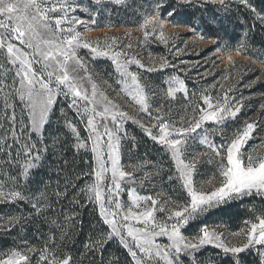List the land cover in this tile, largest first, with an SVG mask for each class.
Returning a JSON list of instances; mask_svg holds the SVG:
<instances>
[{
  "label": "snow or ice",
  "instance_id": "obj_1",
  "mask_svg": "<svg viewBox=\"0 0 264 264\" xmlns=\"http://www.w3.org/2000/svg\"><path fill=\"white\" fill-rule=\"evenodd\" d=\"M233 4L250 10L264 26V14L249 0H152L148 8L129 0H90V4L0 0V206L8 209L0 212V236L14 237L10 246L0 249V264H83L81 257L93 264L97 260L121 264L119 256L104 258L110 241L126 250L131 264H243L242 254L252 252L258 255L257 264H264V208H250V216L234 231L223 223L203 220L214 210L246 198L264 201V117L240 115L245 101L253 99L240 92L241 77L255 70L237 64L234 55L252 64L264 65V59L249 54L243 41L236 47L217 44L210 55L222 52L231 70L224 69L218 89L214 83L197 93L190 92L186 80L176 73L167 75L163 86L151 87L141 72L173 68L186 73L190 68H180L164 56L158 65H146L132 42L87 36L101 30L91 25L97 24L102 11L110 15L108 5H115L133 8L139 15L135 27L142 39L137 37L136 46L148 43L149 37L167 45L168 25L187 28L195 34L193 39L217 43L179 17L189 6L218 5L229 11ZM213 22L223 24L215 18ZM126 36H131V30ZM81 49L88 50L87 58ZM181 51L178 48L173 55ZM97 59L111 62L119 86L113 91L135 115L101 88L89 64ZM201 75L206 77L208 72ZM104 83L112 88L108 81ZM258 83L264 84V70L243 87L250 90ZM176 106L182 109L178 118L172 115ZM259 109L264 111V102ZM129 122L157 146L166 162H154L147 152L137 154L139 140L126 127ZM61 127L71 137L74 159L86 166L63 185L59 176L69 161ZM257 139L258 146L249 145ZM50 152L56 161L51 169L57 177L55 187L49 180L34 179L45 168ZM165 163L166 176L162 175ZM202 163L214 169L210 176L198 179ZM77 180L84 182L77 185ZM162 183L174 195L158 189ZM70 188L75 191L69 197ZM147 188L152 191L141 194ZM65 200L80 208L93 204L107 226L90 236L82 250L69 248L72 229L82 222L76 207L63 211ZM23 206L30 211H20ZM28 225L34 226L36 242L20 235ZM191 225L196 231L187 235L185 229ZM209 247L218 250L219 260L201 259Z\"/></svg>",
  "mask_w": 264,
  "mask_h": 264
},
{
  "label": "trees",
  "instance_id": "obj_2",
  "mask_svg": "<svg viewBox=\"0 0 264 264\" xmlns=\"http://www.w3.org/2000/svg\"><path fill=\"white\" fill-rule=\"evenodd\" d=\"M80 2L90 4V0H80ZM129 2L136 7L143 6L144 8H148L152 0H129ZM249 2L256 8L257 12L264 14V0H249ZM108 8L111 10V14L109 15L107 12L102 11L97 18V24L92 25L93 28H136L135 26L139 22L140 17L133 8H121L115 5H108ZM77 14L87 19L86 14L79 12ZM213 18L217 21H223V24L218 22L214 23ZM172 19L177 18L174 17ZM179 21L193 24L198 32H202L205 36L216 39L219 43L226 42L229 47H236L243 41L247 45L246 50L249 54L258 59H264V26H261L259 21L255 20L250 10L244 8L242 5L233 4L229 11H222L218 5H205L203 8H192L189 6L188 11L179 17ZM109 24L112 26L107 27ZM253 24H255V27H253ZM245 31L249 33L247 37L243 35ZM212 49L209 48L207 51L211 52ZM251 63L252 61L249 60L248 65H251ZM242 72H245V70H242ZM253 72L256 73L245 72V74L242 75L240 92L245 96L256 95L257 99L253 100L252 104H257L264 98V84L258 83L250 90L243 87V83L251 80L259 73L258 70ZM53 128L55 130L56 126L54 125ZM59 131L61 132V138L66 139L68 145L65 150V156L69 163L59 176L61 185H63L64 181L67 179L74 180L75 173L80 172L81 169H85L86 166L82 160L74 159V154L70 147L71 137L67 134V130L61 127ZM146 144L148 145V149L144 151L140 146V151H144L142 154L147 152L149 158H153L156 153H153V150L150 151V145L152 149H154L155 146H152V142L148 139H146ZM55 163V157H53L50 152L46 160L45 168L39 170L34 179L37 181L49 180L52 186L55 187L57 177L54 172L51 171ZM75 182L77 185H80L84 181L77 180ZM74 191L75 189H69V197ZM81 202L84 203L83 199ZM73 207L79 210L80 215L77 219L82 223H78L75 228L72 229L74 232V239L69 245V248L82 250L84 243L90 236L95 237L101 229H106L107 226L100 220L98 212L94 209L93 204H87L85 207L80 208L79 206L72 205L67 200L62 201L61 208L65 213ZM252 207H255V209L259 211L264 208V201L260 198H246L245 201L234 202L221 209H216L214 212L209 213L207 218L203 220H206L209 224L223 223L227 225L228 228L236 230L241 226L242 221L250 216L249 209ZM5 211H8V209L0 206V212ZM20 211L27 213L30 211V208L28 206H23ZM60 211L61 209H57L58 213ZM35 227H40V225H36ZM26 229L27 230L20 233V235L27 236L30 242H36L34 226L28 225ZM13 242L14 237L12 236H0V249L10 246ZM217 252L218 251L207 250L201 259L203 261L219 260ZM113 255L120 257L121 264H131V258L128 256L126 250L121 248L117 242L110 241L108 245H106L104 258L107 260ZM243 256V264H257L258 255L255 252L244 254ZM81 259L83 264H93V262L89 261L86 257H81ZM95 264H99V260L95 261Z\"/></svg>",
  "mask_w": 264,
  "mask_h": 264
},
{
  "label": "rangeland",
  "instance_id": "obj_3",
  "mask_svg": "<svg viewBox=\"0 0 264 264\" xmlns=\"http://www.w3.org/2000/svg\"><path fill=\"white\" fill-rule=\"evenodd\" d=\"M129 30H131L130 37L126 36V33H128ZM165 32L170 37L167 45H165L158 39L153 42V38L149 37L148 43L136 46L137 37H140L142 39L141 32L137 31L136 28H127V27L105 28L87 33V36L89 40L100 39L101 41H103L105 38L108 37H117L120 39L122 43L132 42L134 45V50L139 52L140 58L146 65L153 63L158 65L160 62L159 58L161 56H164L172 63L178 64L180 68L191 69L186 73L177 72V70L173 68H168L165 71H157L152 73L144 72L143 70H141L145 83L149 84L151 87L163 86V80L167 77V75L176 73L186 80L190 92L195 90L197 93H199L202 87H209L211 84L214 83L217 84V89H218L219 87L218 81L224 69L228 68L231 70V66L227 64L226 56L222 52H215V54L210 55L212 51L211 52L207 51L209 48L215 49L217 47V44H219V42L216 40L217 43H209L206 41H201L199 39H193L195 34L190 32L187 28L184 27L172 28L171 25H168L165 29ZM185 44L187 45L186 47ZM178 48H183V51H181L179 55H173ZM129 51H133V50H129ZM81 55H84L87 58L88 50L81 49ZM234 59L236 60L237 64L248 65L249 63V60H246L243 56L234 55ZM182 60L187 61V63L181 64L180 61ZM89 64L91 69L94 71V73L97 74L95 78L97 79L98 82H100L101 88L105 89L109 96L115 97L116 101L120 103L122 106H124L127 111L135 115L136 113L134 109L128 107L126 101L116 96V93L113 91V89L118 88L119 86L115 82L116 77L114 74V67L111 64V62L106 59H97L95 61L89 60ZM214 64L216 66H214ZM251 67L255 68L254 69L255 71L258 70L259 73L261 72V70H264V65H261L260 63H256V64L251 63ZM242 70L244 71V69H241L240 71L242 72ZM206 71L208 72V75L206 77H203L201 74L205 73ZM252 73H256V72H252ZM235 74H236L235 72L232 73L233 76H235ZM104 81H108V83L112 84V88H108V84H105ZM230 82L232 81H228L225 83H230ZM217 89L209 88V91L215 93ZM252 96L253 99L251 101H245L246 108L241 112L240 115L252 117L253 119L264 117V111H261L259 109V105L260 103L264 102V98L261 100V102L257 104H252V101L257 99L256 95H252ZM192 99L196 100L198 99V96L193 97ZM180 114H182L181 107L180 106L174 107L172 111V115L178 118ZM68 115L69 117H73L71 111L68 112ZM56 116L59 117L58 111L56 113ZM126 127L128 128L130 133L137 136L139 140V146H138L139 149H137V154L143 156L144 154L142 153L145 151V149H148V145L146 144V139H148L149 141L151 140L147 138L143 134V132L131 122H129L126 125ZM218 139L219 138H217V140ZM259 144H260L259 139L249 142L250 146L252 145L258 146ZM140 146L141 149L144 151H140ZM152 146H155L153 142H152ZM150 148H151L150 151L153 150V153L156 154H154L153 158H149L148 156L149 159L153 160L154 162H166L167 158L164 157L162 153L159 152L157 146H155V148L152 149L150 145ZM167 167L168 165L167 163H165V172L162 173V175L165 176L167 175ZM200 168L203 170V172L201 176L197 177L198 179H202V178H206L207 176H210L214 169V165L202 163L200 165ZM157 188L158 189L163 188L166 192H169L170 195H174L173 193H171L168 184H163V183L157 184ZM145 191L151 192L152 189L150 188L141 189V194H144ZM123 198L126 200L127 196L125 195ZM206 218L207 216L204 217L203 219ZM228 229L232 230L230 228ZM195 231H196L195 225H191L185 229V233L187 235H192L195 233ZM230 239L232 238L230 237ZM207 250L218 251L209 247L205 250L204 254L206 253Z\"/></svg>",
  "mask_w": 264,
  "mask_h": 264
}]
</instances>
